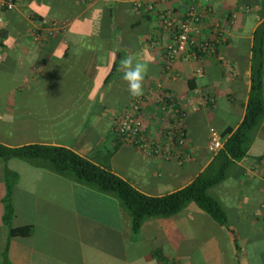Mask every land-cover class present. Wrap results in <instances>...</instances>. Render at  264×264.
<instances>
[{"label":"crops","instance_id":"1","mask_svg":"<svg viewBox=\"0 0 264 264\" xmlns=\"http://www.w3.org/2000/svg\"><path fill=\"white\" fill-rule=\"evenodd\" d=\"M153 4L151 12L130 0H15L12 10L0 8V145L66 148L147 197L188 186L214 157L207 150L209 130L234 132L244 119L264 0L202 1L205 38L214 39L219 25L223 40L213 55L178 59L169 72L163 55L168 36L159 14L182 13L186 1ZM53 23L60 27L44 39L46 46H34V32L45 36ZM152 42L161 48L151 49ZM134 54L149 62L139 97L143 134L161 140L171 129L172 112L161 109L170 95L187 113L186 163L144 157L115 131L136 99L119 61ZM5 170L18 176L11 226H32L27 238L9 239L2 220ZM214 194L226 210L228 228L191 205L171 219L148 220L133 234L116 199L0 159V264L5 258L9 264H264V117L247 157Z\"/></svg>","mask_w":264,"mask_h":264},{"label":"trees","instance_id":"2","mask_svg":"<svg viewBox=\"0 0 264 264\" xmlns=\"http://www.w3.org/2000/svg\"><path fill=\"white\" fill-rule=\"evenodd\" d=\"M4 12H8L3 10ZM40 33V32H38ZM47 38V39H45ZM49 36L34 46H42ZM45 39V40H44ZM2 46V45H0ZM43 46H46L44 44ZM264 24L254 33L250 92L243 121L233 132L225 131L223 148L214 155L211 163L182 190L162 197H147L135 190L126 181L113 175L108 169L100 168L74 152L63 148L29 145L8 148L0 145V159L23 162L33 168L44 170L66 178L74 183L116 199L130 219L131 231L138 234L148 220H168L194 205L220 228H228V216L223 204L215 196L214 189L223 184L229 174L237 169V163L247 157L255 133L264 117L263 72H264ZM5 196L3 223L8 227L9 239L27 238L33 233L30 225L13 228L14 216L11 195L18 181L17 174L5 170ZM236 250L239 249L235 246ZM160 259V253H155ZM4 264H9L4 261Z\"/></svg>","mask_w":264,"mask_h":264},{"label":"built area","instance_id":"3","mask_svg":"<svg viewBox=\"0 0 264 264\" xmlns=\"http://www.w3.org/2000/svg\"><path fill=\"white\" fill-rule=\"evenodd\" d=\"M135 8L153 11L154 0H130ZM186 8L182 13L166 10L159 14V26L161 31L168 36V43L163 47L165 71L169 72L172 64L178 59H200L204 56L213 55L216 47L221 43V28L214 27L215 38L206 39V11L202 10L200 3L205 0H185ZM15 0H0V8L10 11L14 8ZM58 24H51L44 34L52 36L59 29ZM43 34L34 32L33 39L39 43L45 37ZM151 49L160 47L158 43L152 42ZM161 48V47H160ZM201 77V71H197ZM142 99L136 98L130 108L118 119L115 131L120 140L135 148L141 155L147 158H159L164 161L175 159L179 165L190 160L189 154L184 152L187 148V134L184 128L186 110L177 108L170 95H166L161 107L162 111L169 108L173 115L171 129L161 140L146 138L143 134L142 125L138 118ZM223 148V139L214 129L209 130V144L207 150L216 155ZM183 151V152H180ZM264 221V206L261 207Z\"/></svg>","mask_w":264,"mask_h":264},{"label":"clouds","instance_id":"4","mask_svg":"<svg viewBox=\"0 0 264 264\" xmlns=\"http://www.w3.org/2000/svg\"><path fill=\"white\" fill-rule=\"evenodd\" d=\"M119 65L129 95L133 98L142 97L144 95V80L149 71V62L138 54H134L121 57Z\"/></svg>","mask_w":264,"mask_h":264}]
</instances>
